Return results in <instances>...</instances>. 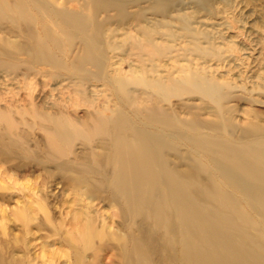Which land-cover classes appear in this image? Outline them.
<instances>
[{"label":"rangeland","instance_id":"rangeland-1","mask_svg":"<svg viewBox=\"0 0 264 264\" xmlns=\"http://www.w3.org/2000/svg\"><path fill=\"white\" fill-rule=\"evenodd\" d=\"M50 1L84 14L92 7ZM120 1L124 11L110 5L94 15L110 77L131 80L132 96L148 92L184 123L218 122L234 136L252 125L264 129V0ZM31 29L8 20L0 35L29 46ZM62 49H54L57 56L72 61L79 43ZM10 64L0 67L1 264H75L77 252L87 262L119 264V210L107 192L90 190L99 177L87 171L102 150V134L83 126L55 143L50 132L53 118L74 121L92 107H113L120 91L73 68Z\"/></svg>","mask_w":264,"mask_h":264},{"label":"bare ground","instance_id":"bare-ground-1","mask_svg":"<svg viewBox=\"0 0 264 264\" xmlns=\"http://www.w3.org/2000/svg\"><path fill=\"white\" fill-rule=\"evenodd\" d=\"M88 3L92 7L84 14L50 0H0V24L17 19L34 29L29 46L0 35V67L9 68L15 59L73 68L116 84L121 98L113 94L118 100L113 107H92L74 121L55 117L50 134L55 143L83 126L102 134V150L94 152L95 165L87 171L99 177L90 190L107 192L119 210L117 262L264 264V129L252 125L234 136L218 122L171 117L148 92L132 96L131 80L106 73L102 27L94 16L110 5L120 12L125 6L120 0H84L80 8ZM76 41L72 61L57 56L54 49L64 52L63 46L72 49ZM106 165L111 169L105 173ZM84 255L77 252L74 263L96 264Z\"/></svg>","mask_w":264,"mask_h":264}]
</instances>
